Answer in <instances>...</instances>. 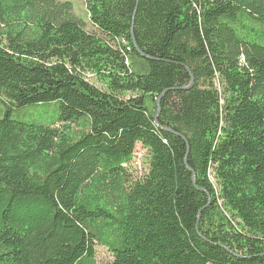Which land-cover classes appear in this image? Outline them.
<instances>
[{"label":"trees","instance_id":"16d2710c","mask_svg":"<svg viewBox=\"0 0 264 264\" xmlns=\"http://www.w3.org/2000/svg\"><path fill=\"white\" fill-rule=\"evenodd\" d=\"M86 10L0 0V264H264V0Z\"/></svg>","mask_w":264,"mask_h":264},{"label":"rangeland","instance_id":"374dc122","mask_svg":"<svg viewBox=\"0 0 264 264\" xmlns=\"http://www.w3.org/2000/svg\"><path fill=\"white\" fill-rule=\"evenodd\" d=\"M61 2H72L75 6V13L77 17L87 21V29L92 31V26L89 23L88 14L86 10V1L87 0H58ZM2 98V97H1ZM2 99H0V109L2 107ZM52 106L48 107L46 110L51 112ZM45 109L41 107L29 108L26 111L35 112V113H43ZM149 171V155L146 149H144L140 144L137 146L135 156L129 166V175L132 179L141 180L148 174ZM96 261L99 264L107 263L112 261L111 253L101 247H96Z\"/></svg>","mask_w":264,"mask_h":264},{"label":"water","instance_id":"95a60500","mask_svg":"<svg viewBox=\"0 0 264 264\" xmlns=\"http://www.w3.org/2000/svg\"><path fill=\"white\" fill-rule=\"evenodd\" d=\"M160 100L157 102V106H158V109H159V107H160ZM158 112H159V110H158Z\"/></svg>","mask_w":264,"mask_h":264}]
</instances>
